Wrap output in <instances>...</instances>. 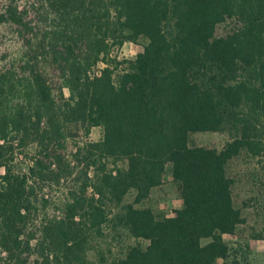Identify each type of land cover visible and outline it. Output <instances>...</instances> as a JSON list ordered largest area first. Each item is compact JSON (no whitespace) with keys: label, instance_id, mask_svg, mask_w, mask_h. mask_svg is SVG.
I'll return each instance as SVG.
<instances>
[{"label":"trees","instance_id":"trees-1","mask_svg":"<svg viewBox=\"0 0 264 264\" xmlns=\"http://www.w3.org/2000/svg\"><path fill=\"white\" fill-rule=\"evenodd\" d=\"M206 131L231 139L190 144ZM242 152L264 159V0H0V264L226 260ZM168 165L182 205L157 216L138 204ZM107 225L138 241L107 257Z\"/></svg>","mask_w":264,"mask_h":264},{"label":"rangeland","instance_id":"rangeland-1","mask_svg":"<svg viewBox=\"0 0 264 264\" xmlns=\"http://www.w3.org/2000/svg\"><path fill=\"white\" fill-rule=\"evenodd\" d=\"M8 37L6 41L12 44ZM13 46L11 45L10 48ZM142 50V42H126L115 52L120 56L132 57ZM68 137L69 145L85 141H96L102 137L100 127H92L87 133L80 126L71 128ZM231 139L228 132H197L190 136L191 145H203L222 148ZM228 174L233 178V197L237 207L242 211L246 222L240 225L234 234H226L224 238L229 245L230 254L226 260L219 259L215 264H264V159L251 157L242 152L233 158L228 165ZM64 188L55 189L48 211L58 213L62 206ZM133 194L126 197L132 201ZM139 206L151 207L157 216H171L176 208L182 205L177 182L171 175V167L167 166L163 183L153 188L150 196ZM138 240L125 229H115L111 225L104 227V235L99 239L100 247L107 257L123 256L129 247ZM147 242H143L146 245ZM95 252L90 251L91 258Z\"/></svg>","mask_w":264,"mask_h":264}]
</instances>
